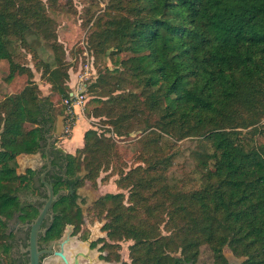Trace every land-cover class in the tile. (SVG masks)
Masks as SVG:
<instances>
[{"label": "trees", "instance_id": "16d2710c", "mask_svg": "<svg viewBox=\"0 0 264 264\" xmlns=\"http://www.w3.org/2000/svg\"><path fill=\"white\" fill-rule=\"evenodd\" d=\"M59 1L0 0L5 82L28 75L21 91L0 101V245L8 220L24 210L19 194L34 191L33 172L19 175L17 158L42 151L66 113L42 95L34 72L15 62L12 46L27 47L29 32L54 37ZM88 43L104 59L88 116L110 128L87 130L83 148L63 159L67 179L86 172L77 188L97 186L102 172L118 176L121 192L93 208L108 220V260L119 262L121 243L131 241L124 264H198L203 248L213 264H229L226 248L244 264H264V0H109ZM60 47L52 45L53 65L37 60L35 69L64 100L72 67ZM107 134L138 136L131 166ZM186 140L198 142L195 176L171 181ZM70 222L57 218L53 238Z\"/></svg>", "mask_w": 264, "mask_h": 264}, {"label": "rangeland", "instance_id": "374dc122", "mask_svg": "<svg viewBox=\"0 0 264 264\" xmlns=\"http://www.w3.org/2000/svg\"><path fill=\"white\" fill-rule=\"evenodd\" d=\"M69 1L72 2V4L67 5L68 9H64L63 5ZM44 2L47 4L49 3L48 0H44ZM108 2L109 0H60L59 10L52 14V18L54 20V37L46 39V36H38L34 32H29L26 36L28 44L27 47H24L18 42H15L12 46L15 62L21 66L30 68L32 72H34V81L38 84L42 95L46 97L51 96L55 104L59 105L58 108H65L66 113L63 117L66 129L63 136L58 140V145L64 146V148L65 145L63 144V141H70L74 138V129L77 128L79 123H84L82 130L85 132L87 129L89 130L91 128H95L99 129V132L102 133L103 131L101 130H109L110 128V126L103 123V119H95L88 116L94 108L93 105H90V101L94 94L89 90L92 82L96 80V75L104 66V59L102 56H96L94 52L90 50L88 37L94 20L105 11ZM90 14L93 15L92 20H94L91 23H87V17H89ZM55 43L59 44V46H61L60 48H62L60 49V56L64 58L72 67L69 71L70 80L68 82L70 91H72L73 86L77 83L80 77L79 75H85L87 72L86 68H89L91 74V77L89 76L90 78L87 81V103L83 109H77V113L74 118L70 117L68 108L64 105L65 99L60 100L58 95L52 94L50 91V85L42 79L41 71L37 72L35 69L37 60L40 64H54L55 56L58 55L52 48V45ZM30 52L35 53L37 59L34 58L33 54ZM8 75L9 63L7 61H3L0 65V101L9 95L16 94L21 91L28 82V75H23L19 78L20 81L17 84L9 85L5 82V78ZM25 129H29V126L27 125ZM107 136L112 137L118 143L117 145L119 147V151L127 161L126 164L131 166L133 163V155L138 148V144L136 143L138 136L134 135L131 137L133 138L132 140L127 141L117 139L113 134H107ZM81 140L83 141V137ZM179 147L181 149V153L176 158L171 169V181L186 177L191 178V176L194 177V172L197 168L198 160L196 152L199 149L198 142L194 140H186L180 142ZM117 179L118 176L111 174V171L102 172L97 181V186H88L87 188H83L81 192H88L89 195H91V198L95 200L107 194H117L121 192L116 186ZM124 193L126 194L127 192L124 191ZM131 244V241L121 243L120 254L123 261L130 262L129 246ZM224 255L226 259L231 262V264L239 263V261H235L238 258L235 257L228 248L224 250ZM198 264H213V258L207 248L202 249Z\"/></svg>", "mask_w": 264, "mask_h": 264}, {"label": "flooded vegetation", "instance_id": "af4514ba", "mask_svg": "<svg viewBox=\"0 0 264 264\" xmlns=\"http://www.w3.org/2000/svg\"><path fill=\"white\" fill-rule=\"evenodd\" d=\"M54 135L55 133L46 136L45 145L42 151L38 153L41 156L40 164L19 174L25 175L30 171L33 172L34 191L23 190L19 194V200L24 210L15 212L13 217L8 220L6 240L0 245V264L31 263L30 240L32 228L30 226L34 224L40 211L44 209L45 200L49 199L48 188L44 182L53 187L55 195L60 191H64V194L60 195L58 200L53 203L41 224L38 235L40 264H66L55 256L57 253L55 244L62 241L66 234L70 235L71 242L69 246H65L64 250L69 264H74V260L71 259L73 253L78 254L79 264L130 263L123 261L122 257L119 262L108 260L110 253L107 251V245L110 243V239L108 231L105 230L108 220L104 217L99 218L97 213L93 211L100 198L95 200L91 198L88 192H81L83 188L91 187V183L86 182L84 187H76L78 181L84 180L86 176L83 169L74 180L67 179L63 154L69 153L58 146L59 139L54 141ZM57 151L61 153L56 154ZM43 175H45L44 180ZM58 183H62L66 188L60 189L56 193L54 186H57ZM62 197L65 198V201L60 205L59 202ZM34 209L37 211V215L30 216L29 213ZM65 215L69 216L71 222L65 223L61 237L53 238L54 232H52V229L57 218H62ZM79 254H83V256ZM235 261H239L235 264L245 263L243 258H238ZM228 263L231 264L229 261Z\"/></svg>", "mask_w": 264, "mask_h": 264}, {"label": "water", "instance_id": "95a60500", "mask_svg": "<svg viewBox=\"0 0 264 264\" xmlns=\"http://www.w3.org/2000/svg\"><path fill=\"white\" fill-rule=\"evenodd\" d=\"M64 131H65V120H64V117L61 116L58 118L57 125H56V132L53 137V140L55 141V140L60 139L63 136ZM40 159H41L40 154L20 155L17 158V162L19 165L18 174L24 173L26 169L35 168L38 164H40L41 162ZM83 171L85 170L83 169ZM44 177L45 175H43V180H44ZM44 184L48 188L49 199L45 200L46 205L44 209L40 211L38 218L35 220L34 224L30 226L32 228L31 240H30V243H31L30 250L32 251V258H31L30 264H40V257H39V252H38V235L40 232L41 224L44 218L47 216V213L49 209L52 207L53 203L58 200L60 195L64 194V191H60L57 195H55L53 187L49 185L48 183L44 182ZM69 238H70V235L66 234L65 238H63L62 241L57 242L55 244L56 251H57V253L55 254L56 258L62 260L66 264H69V260L67 256L65 255L64 250H65V246H69L71 243ZM79 255L83 256V254H79ZM77 256L78 254H75V253H73V256H71V259L74 260V264H79V259L77 258Z\"/></svg>", "mask_w": 264, "mask_h": 264}, {"label": "built area", "instance_id": "2783aa9c", "mask_svg": "<svg viewBox=\"0 0 264 264\" xmlns=\"http://www.w3.org/2000/svg\"><path fill=\"white\" fill-rule=\"evenodd\" d=\"M86 69L87 72L85 73V75H81V74L79 75L80 77L77 83L73 86L72 91L70 93V97L64 100V105L68 108V113L71 118H74V116L77 113V109L80 110L83 109L87 103L86 101L87 89H88L87 81L91 77L90 76L91 74L89 68Z\"/></svg>", "mask_w": 264, "mask_h": 264}, {"label": "crops", "instance_id": "0c3cea01", "mask_svg": "<svg viewBox=\"0 0 264 264\" xmlns=\"http://www.w3.org/2000/svg\"><path fill=\"white\" fill-rule=\"evenodd\" d=\"M83 126H84V123H79L77 128L74 129V131H75L74 138L72 140H70V141H63V144L65 145V148H64V146H60L67 153L74 155L77 152L78 149L83 148V146H84V132H85V131L82 130ZM82 137H83V141L81 140Z\"/></svg>", "mask_w": 264, "mask_h": 264}]
</instances>
